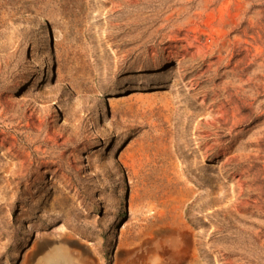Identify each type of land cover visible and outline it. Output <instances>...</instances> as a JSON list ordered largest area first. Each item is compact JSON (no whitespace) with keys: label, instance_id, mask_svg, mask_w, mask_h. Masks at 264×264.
<instances>
[{"label":"rangeland","instance_id":"rangeland-1","mask_svg":"<svg viewBox=\"0 0 264 264\" xmlns=\"http://www.w3.org/2000/svg\"><path fill=\"white\" fill-rule=\"evenodd\" d=\"M0 264H264V0H0Z\"/></svg>","mask_w":264,"mask_h":264},{"label":"bare ground","instance_id":"bare-ground-1","mask_svg":"<svg viewBox=\"0 0 264 264\" xmlns=\"http://www.w3.org/2000/svg\"><path fill=\"white\" fill-rule=\"evenodd\" d=\"M189 88H191V87L188 86V89H189ZM189 90H190V89H189ZM194 97H197V94H196V93H194ZM199 104H200V105L202 104V105H205V106L208 105L207 102H205V100H203V99H200ZM201 155H202V154H201Z\"/></svg>","mask_w":264,"mask_h":264}]
</instances>
